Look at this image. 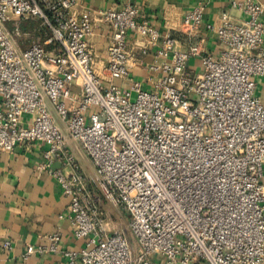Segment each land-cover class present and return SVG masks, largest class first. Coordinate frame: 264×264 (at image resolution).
<instances>
[{"label":"built area","instance_id":"obj_1","mask_svg":"<svg viewBox=\"0 0 264 264\" xmlns=\"http://www.w3.org/2000/svg\"><path fill=\"white\" fill-rule=\"evenodd\" d=\"M75 5L0 0V151L47 146L40 169L58 180L74 236L85 240L61 250L56 232L40 252H61L64 264H264V104L255 80L264 75V4L233 0L247 16L241 22L224 12L204 24L202 3L186 14L185 25L217 34L218 57L162 37L138 20L132 3L94 17H78ZM14 17L39 20L44 42L20 48L7 27ZM94 21L113 30L103 69L87 41ZM130 36L140 51L129 47ZM159 44L149 68L162 77L152 90L118 83ZM193 58L200 70L190 68ZM74 86L82 88L77 98ZM71 140L94 162L92 181ZM106 200L129 214L137 244L117 227Z\"/></svg>","mask_w":264,"mask_h":264},{"label":"crops","instance_id":"obj_2","mask_svg":"<svg viewBox=\"0 0 264 264\" xmlns=\"http://www.w3.org/2000/svg\"><path fill=\"white\" fill-rule=\"evenodd\" d=\"M232 1L76 0L74 11L78 17H94L99 9H120L126 3H132L138 8V20L148 21L158 28L162 37L170 33L180 41L182 48H189L190 44H200L205 53L218 57L222 45L217 34L206 29L205 25L201 30L185 25L184 17L202 3L205 5L204 24L218 23L224 12H229L236 22L245 20L247 16L233 8ZM258 1L264 4V0ZM7 27L16 35L17 43L22 49L29 48L34 43H43L46 38V30L39 20L14 17ZM93 28L94 32L87 41L96 55V67L103 69L108 61V48L112 42L113 30L110 24L99 21H94ZM18 32L20 34L17 35ZM134 40L135 37L130 36L129 47L140 51L142 45L135 44ZM160 46L161 44L150 45L148 53L140 56L141 62L131 66L129 77L119 80L118 83L130 86L132 81H139L145 89L152 90L154 83L162 77L160 71L149 68L157 59L156 53ZM161 62L162 60L158 59V63ZM189 66L193 70H200L201 59H191ZM255 80L256 96L264 104V75L256 77ZM81 94L82 88L74 86L73 97L77 98ZM1 106L0 98V108ZM46 147L42 142H32L20 145L12 152L0 151V264H64L61 252L39 250L40 246L50 245L47 236L56 232L61 234V250L80 249L84 246L85 240H78L73 233L69 218V199L52 173L40 169ZM70 148L92 181L96 175L94 162L75 141H70ZM63 170L67 172L69 168ZM5 242H10V247L6 248ZM29 246L35 248L31 253H28Z\"/></svg>","mask_w":264,"mask_h":264},{"label":"rangeland","instance_id":"obj_3","mask_svg":"<svg viewBox=\"0 0 264 264\" xmlns=\"http://www.w3.org/2000/svg\"><path fill=\"white\" fill-rule=\"evenodd\" d=\"M104 207L113 218L115 224H117V227L122 229L129 239H132L133 244L135 242L137 244L136 239L133 237L128 227V222L130 220L129 214L120 207L113 206L108 200L105 201Z\"/></svg>","mask_w":264,"mask_h":264},{"label":"water","instance_id":"obj_4","mask_svg":"<svg viewBox=\"0 0 264 264\" xmlns=\"http://www.w3.org/2000/svg\"><path fill=\"white\" fill-rule=\"evenodd\" d=\"M57 166H59V164H56V166H55V167H57Z\"/></svg>","mask_w":264,"mask_h":264}]
</instances>
